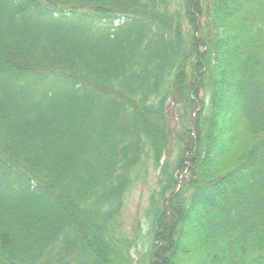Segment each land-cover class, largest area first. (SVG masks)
<instances>
[{
  "label": "trees",
  "instance_id": "obj_1",
  "mask_svg": "<svg viewBox=\"0 0 264 264\" xmlns=\"http://www.w3.org/2000/svg\"><path fill=\"white\" fill-rule=\"evenodd\" d=\"M0 264H264V0H0Z\"/></svg>",
  "mask_w": 264,
  "mask_h": 264
},
{
  "label": "rangeland",
  "instance_id": "obj_2",
  "mask_svg": "<svg viewBox=\"0 0 264 264\" xmlns=\"http://www.w3.org/2000/svg\"><path fill=\"white\" fill-rule=\"evenodd\" d=\"M72 24V23H71ZM137 26L134 23H128L125 26H122V28H116V31L119 32V37L124 38L127 34V32H133L134 29H136ZM71 25L66 24L65 30H70ZM99 28H96V26H93V30H98ZM99 31V30H98ZM91 35V32H89ZM228 102L225 103L223 107V111L221 110V114L227 115V111L229 110ZM229 119V118H228ZM229 121V120H228ZM225 147V146H224ZM227 147V146H226ZM223 149V148H221ZM159 176V173H151L149 180L147 183H142L138 187L134 188L133 191L129 194V199L127 201V206L124 210L123 214V222H124V229L130 233L132 230V227L136 224L138 218H141V226L143 233L146 232L147 229V223L146 218L144 217V209L148 203L149 195L151 192V189L154 187L156 183V178ZM140 248H143V245L140 246ZM138 247L133 248L132 254L135 258L139 257V250H141Z\"/></svg>",
  "mask_w": 264,
  "mask_h": 264
}]
</instances>
